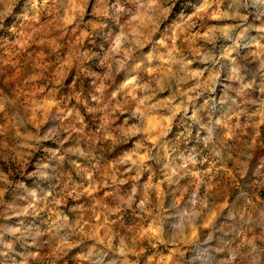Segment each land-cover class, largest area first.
<instances>
[{
    "label": "rangeland",
    "instance_id": "374dc122",
    "mask_svg": "<svg viewBox=\"0 0 264 264\" xmlns=\"http://www.w3.org/2000/svg\"><path fill=\"white\" fill-rule=\"evenodd\" d=\"M0 264H264V0H0Z\"/></svg>",
    "mask_w": 264,
    "mask_h": 264
}]
</instances>
